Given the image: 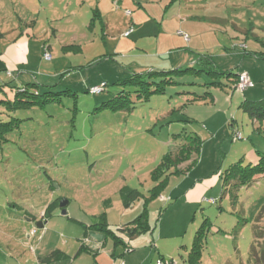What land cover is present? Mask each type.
Masks as SVG:
<instances>
[{
    "label": "rangeland",
    "instance_id": "rangeland-1",
    "mask_svg": "<svg viewBox=\"0 0 264 264\" xmlns=\"http://www.w3.org/2000/svg\"><path fill=\"white\" fill-rule=\"evenodd\" d=\"M97 1L0 0V122L14 126L0 142V185L21 207L10 222L0 206V230L13 233L11 242H29L27 232L45 229L27 222L24 209L40 216L52 200H66V214L56 207L43 221L73 251L70 242H113L94 225L100 214L106 213L115 229L145 209L150 225L156 224L152 233L118 235L136 244L152 238L174 242L183 256L182 241L192 243L209 218L202 264H241L264 203V175L240 187L229 184L231 192L223 196L222 172L239 159L253 164L257 152L264 154V119H252L241 105L264 97L260 92L246 98L264 88V0H142L159 21L164 14L170 21L173 14L167 31L193 33L184 52L200 62L191 65L201 71L173 75L176 83L164 90L154 75L136 84L131 70L117 62L128 58L112 61L105 53L102 37L107 33L112 47L123 22L107 29ZM43 47L49 59L43 58ZM243 70L259 90L232 89L227 73ZM103 82L102 91H88ZM235 132L242 137L234 140ZM195 133L202 142L198 163L188 172L166 174L164 156L175 150L177 139ZM124 186L142 194L128 208L118 194ZM242 214L246 221L235 229ZM24 221L27 231L19 227ZM218 228L222 231L213 233ZM177 252L179 264H188Z\"/></svg>",
    "mask_w": 264,
    "mask_h": 264
},
{
    "label": "crops",
    "instance_id": "crops-1",
    "mask_svg": "<svg viewBox=\"0 0 264 264\" xmlns=\"http://www.w3.org/2000/svg\"><path fill=\"white\" fill-rule=\"evenodd\" d=\"M109 4L113 8H110ZM97 6L99 19L101 22H103L102 19H106L105 27L107 29L110 28L111 24L117 26L121 24L118 22H123V28L120 31L118 29V32H116L118 36L116 37V33H113L112 41H116V43L112 47L108 44L105 37L107 33L102 37V43L106 54L114 56L117 60H119L118 55L121 58L127 57V63L122 60L119 62L130 70L142 71L145 68L171 70L187 63L196 62L191 59L192 56L184 52L187 51L186 49L189 48L192 41L193 33L191 30L190 32L187 31L190 33L188 40L179 37L184 33L178 32V36L174 32L172 33L174 27L172 30L167 31V28L171 25V20L174 23V18L171 17L173 14H170V21L165 19L168 18L165 14L159 21L158 17L152 15L148 5L142 0H98ZM112 17L114 18L112 19ZM183 24L181 23L180 28H184ZM130 27L132 28L129 31ZM162 47L163 51H160ZM111 49L113 52H110ZM247 73L249 74V72ZM252 80L255 84V79ZM252 88L259 90L256 88V84ZM260 92H264L263 87L259 90V93L253 91L251 94L254 93V96L246 98H254ZM6 192L7 188L2 183L0 185V206L6 208L5 220L13 222L21 207L10 201L11 197ZM11 207H13V210ZM45 207L46 205L42 210ZM43 213L44 211L41 212L40 216H35L24 209L26 221L32 222L34 225L41 222V226H37L39 228H42L44 225L43 220L46 218ZM26 221L19 225L20 229L21 227L24 228V231H27L29 226L24 225ZM27 233L26 236L29 242H11L10 238H12L13 233L10 234L9 231L3 232L0 230V264H155L158 255L170 257L178 249L174 242L162 244L152 238L155 247L151 246V242H141L139 244L131 242L130 245L133 250L124 252V245L108 242L106 239L101 241L97 238L92 242H87L85 250L78 252L82 242H70V245L74 248L72 251L70 247H67L68 242H58L56 234H52V231L47 227L44 231H41L42 235L39 242H31L30 231ZM190 244L182 241L180 247H183V251L187 253Z\"/></svg>",
    "mask_w": 264,
    "mask_h": 264
},
{
    "label": "trees",
    "instance_id": "trees-1",
    "mask_svg": "<svg viewBox=\"0 0 264 264\" xmlns=\"http://www.w3.org/2000/svg\"><path fill=\"white\" fill-rule=\"evenodd\" d=\"M248 32V30H246ZM184 37V35H183ZM189 39V38H188ZM186 39V40H188ZM264 45V41L262 42ZM49 55L47 58L46 55ZM245 54V53H244ZM42 56L45 59L50 58V53L47 47H43ZM210 57L209 55L206 56ZM110 59L112 61L117 60L114 56L110 55ZM199 60V59H198ZM206 60L209 61V63H214L213 61H210L209 58ZM119 62V61H117ZM200 62L196 61V64ZM186 65V66H185ZM181 67L171 69V70H160L155 68H148V72H144L147 70V68L143 69L142 71H135L131 70V78L130 80L135 81L136 84L140 83L143 79L146 80L145 83H148V80L146 79V76L149 77L154 75L157 78H161L162 80L160 82H163L164 85L161 87L162 89L166 88L168 84L176 83L174 81L173 75L184 73L186 71H193V72H200L201 70L197 71L195 70L189 63V65L185 64ZM211 65V64H210ZM121 67H125V70H130L125 65L120 63ZM130 72V71H129ZM147 73V75L145 74ZM242 73H246L252 83L250 86H246L243 89H239L237 87V83L239 80V75ZM228 76H233V83H232V89L244 91L247 88H252L255 84L250 78L249 74L247 72H239L234 74L233 72H228ZM124 80H117V82H123ZM142 83V82H141ZM155 83V82H152ZM145 84H142V87ZM104 86L106 84L103 82L98 86H92L88 88L89 92H100L104 89ZM163 89V90H164ZM138 90L135 89L134 93H137ZM163 92V91H162ZM47 94H50V92H46ZM17 94H20V92H17L15 95V98L17 97ZM133 94V93H132ZM131 94V95H132ZM130 95V96H131ZM260 98V99H259ZM258 99H245L242 101L241 105L248 111V113L252 116V119H264V97H259ZM3 113V112H2ZM9 117V115H6V117ZM18 120V119H13ZM9 125V122L1 121L0 122V136L2 139H0V142L6 140V134H9L12 132V129L14 128L13 123ZM16 125V124H15ZM237 134V135H236ZM241 134L238 137V133L235 132L232 135V138L234 140L241 138ZM190 139V140H189ZM178 142L175 145L174 151H169L163 159V162L161 165H163L164 172L171 173L172 171L176 173H182V172H188L196 163H198L199 155L201 151L202 142L199 138V136L195 133L193 136H188L187 139L179 138L177 139ZM259 154V160L256 163H247L246 165L243 163L242 159H239L238 161L232 163L222 172V195H226L225 193L231 192L228 190V185L232 184V187H240L241 184H250L251 182H254L259 177H262L264 175V154L261 152H257ZM167 169V170H166ZM173 169V170H172ZM161 179L157 181L159 183ZM160 185V184H159ZM158 185V186H159ZM119 197L123 201L122 206L124 208H128L131 206L133 200H136L142 196L141 192H139L137 189L130 188L128 186H124L119 191ZM203 202H207L209 204H216L217 200L214 198H202ZM60 199H54L50 203H48L44 209L43 215L47 217V215L51 214V210H54V208L59 207ZM166 207L161 209L159 211V215H162ZM220 210H222V207L220 206ZM243 216V214H242ZM98 221L94 222V225L96 226V229H99L102 231L107 237L111 238L114 243H118L120 245H124V252H131L133 248L131 247L130 242H124L121 235H118L119 232L127 234L129 236V239L134 238L139 233H152L154 231V228L156 227V224L150 225L145 209L142 210L141 213L135 217L133 220H130L127 223H123L120 225H116L117 228L112 229L109 227L106 213H102L99 216ZM240 220L237 222V225L235 229H238V225L244 223L243 221H246L244 216L239 217ZM238 218V219H239ZM96 219V217L94 218ZM264 219V203L259 208L256 216L253 219L252 222V234H253V241L249 247L248 255L246 260L241 262V264H264V225H261V220ZM131 223V224H130ZM212 223L209 221V218H204L198 227V229L195 231V235L193 237L192 243L190 244V247L188 249V252L185 255H181L177 252V255L180 254L181 259L183 262H187L188 264H202V254L204 251L205 243L207 241V235L210 232V226ZM238 226V227H237ZM43 230L45 229V226H42ZM35 232L30 237L36 238L40 240L41 238V232L38 234L36 229L34 228ZM222 230L220 228L216 229L213 233L221 232ZM87 242L80 243V247L78 249V252L80 250H83L86 246ZM152 247H155L154 242L150 243ZM85 250V249H84ZM175 255V254H174ZM162 256L158 255V257L155 259V264H179L177 258L175 256Z\"/></svg>",
    "mask_w": 264,
    "mask_h": 264
},
{
    "label": "built area",
    "instance_id": "built-area-1",
    "mask_svg": "<svg viewBox=\"0 0 264 264\" xmlns=\"http://www.w3.org/2000/svg\"><path fill=\"white\" fill-rule=\"evenodd\" d=\"M184 38H185V39H188V36L184 34ZM46 57L48 58L49 55L47 54ZM250 85H252V83H251V81H250L248 75H247L246 73H242V74H240V75H239V80H238V83H237V87H238L239 89H243V88H245L246 86H250ZM238 137H239V135H238ZM34 232H35V230L33 229V230L29 233V235L34 234Z\"/></svg>",
    "mask_w": 264,
    "mask_h": 264
},
{
    "label": "water",
    "instance_id": "water-1",
    "mask_svg": "<svg viewBox=\"0 0 264 264\" xmlns=\"http://www.w3.org/2000/svg\"><path fill=\"white\" fill-rule=\"evenodd\" d=\"M68 203V201H66V200H60V202H59V207L61 208V214H66V204ZM36 226H41V222H38L37 224H36Z\"/></svg>",
    "mask_w": 264,
    "mask_h": 264
}]
</instances>
